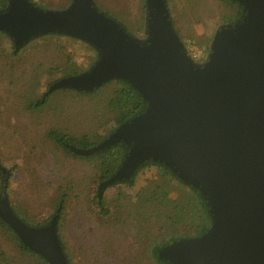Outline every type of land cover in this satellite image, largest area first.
<instances>
[{
    "label": "water",
    "instance_id": "water-1",
    "mask_svg": "<svg viewBox=\"0 0 264 264\" xmlns=\"http://www.w3.org/2000/svg\"><path fill=\"white\" fill-rule=\"evenodd\" d=\"M233 1L245 16L236 27L216 32L203 68L187 57L164 0H146V44L98 13L92 0H73L63 12L9 0L0 13V31L16 52L47 35L76 38L98 52L93 68L59 79L48 92H91L123 79L147 101L144 114L98 146L72 151L87 156L120 142L130 145L118 171L98 186V198L150 161L199 192L211 227L199 238L162 249L158 257L170 264H264V0ZM0 173V218L49 264H67L56 235L59 211L47 227H29L13 213L5 191L8 175L2 168Z\"/></svg>",
    "mask_w": 264,
    "mask_h": 264
},
{
    "label": "rangeland",
    "instance_id": "rangeland-1",
    "mask_svg": "<svg viewBox=\"0 0 264 264\" xmlns=\"http://www.w3.org/2000/svg\"><path fill=\"white\" fill-rule=\"evenodd\" d=\"M32 1L44 12H59L67 5L66 0ZM94 2L97 9L101 6L107 11H112L119 18V22H123L129 31H133L132 23L140 14V0H94ZM196 3L193 4L190 0L189 2L168 0L167 10L171 21L174 22L173 30L178 31L183 39L185 52L195 59H200L205 56L204 46L207 38L204 35L216 34L218 27L224 25L235 12L226 9L215 0H205L204 3L196 0ZM190 4H193L191 10H189ZM191 36H194L192 41ZM197 37H202L201 47L195 44ZM55 44L61 47L62 51H58ZM1 49L0 164L7 170L13 169L6 189L8 201L22 220L31 226H36L51 215L56 200L62 196L68 197L61 221V233L68 244L72 264H87V260L82 256L85 252L80 247L79 239L89 240V245L97 246L94 235L97 227L95 223H88L86 215L94 213L97 216L99 213L96 205L98 184L86 180L91 175L87 162L67 157L51 142L44 144L47 131L57 123L60 124V119H63V117L58 119L56 116L54 105L37 114L23 111L22 106L26 101L31 104L39 102L52 82L68 77L70 73V70L64 69L53 73H45V71L60 65L65 57H71V61L79 70L86 71L94 62L96 52L90 46L77 49L71 40L64 37L59 38L56 43L47 41L35 45L33 49L27 48L16 58L12 57L10 45L5 43ZM32 68L36 69L37 73L44 71L45 74H40V81L32 86L28 95L24 93L26 88L22 79H26ZM64 100L65 107L69 106L67 103L71 99L64 97ZM112 127V124L107 125L99 131L100 135H107ZM1 179L0 175V193ZM69 180L70 183L72 180H77L78 185L71 192H66ZM157 187H161L172 200L186 208L189 228L185 232L189 236L195 237L200 228L209 225L200 213L192 192L159 168L145 170L136 177L133 186L109 187L104 191L102 198L106 206L113 207L119 203V193L136 202L140 190L149 192ZM80 205H83V209ZM79 211H84L80 218L84 217L83 224L86 226V228L82 226L81 230L77 227L75 217ZM0 249L6 257L19 261V256L8 235L1 231ZM143 264H155L148 252L145 254Z\"/></svg>",
    "mask_w": 264,
    "mask_h": 264
},
{
    "label": "trees",
    "instance_id": "trees-1",
    "mask_svg": "<svg viewBox=\"0 0 264 264\" xmlns=\"http://www.w3.org/2000/svg\"><path fill=\"white\" fill-rule=\"evenodd\" d=\"M27 1L34 7L38 8L37 4L32 0ZM66 1V7L59 12L68 10L73 2V0ZM167 1L168 0H164L166 9ZM201 1L204 3L205 0ZM215 1L222 4L226 9L233 10L235 12L234 16L227 20L224 25L219 26L216 32L221 29L234 28L241 23L243 17L245 16L244 8L241 5L233 0ZM187 2H189V0H187ZM190 2L197 4L196 0H190ZM193 4H190L189 10L192 9ZM92 5L94 7L96 5L94 0H92ZM8 7L9 0H0V13L5 12ZM95 9L98 13L118 24L131 39L139 42L140 44L147 43L148 10L146 0H140V14L132 23V25H134L133 31H129L123 22H119V18L116 17L112 11H107L101 6H99L98 9L95 7ZM168 20L171 25L174 26V22L171 21L169 13ZM175 33L179 41L184 44L178 31L175 30ZM204 36L207 38V42L204 46L205 56L195 60L187 54V57L190 59L192 64L199 68H203V66L209 62L208 57L212 52V44L215 34ZM61 37L71 40L77 49L82 46H89L76 38L61 35H47L30 41L26 46L16 52L12 39H10L4 32L0 31L1 55V48L4 47L5 43L10 45L12 49V57L16 58L20 52L25 51L27 48L33 49L35 48V45L42 44L47 41H53L56 43V41H58ZM193 39L194 36H191L190 40L192 41ZM195 40V44L201 47L203 43L202 37H197ZM54 46L58 51H62V48L57 44ZM90 48L95 50L91 46ZM95 52L96 58L86 71L79 70L71 61V57H65L64 61H62L60 65L57 67L53 66L54 68L48 69L45 73L59 72L64 69L70 70L68 77H75L84 74L93 68L98 62L99 54L96 50ZM36 71V69L32 68L27 74L26 79H22L24 82L23 86L26 88L24 93H27L28 95L30 94L32 86L40 81L42 74H45L43 73L44 71H42V73H37ZM56 81L52 82L51 85H53ZM51 85L49 87H51ZM49 87L39 102L31 104L29 101H26V103L22 106V110L30 114H37L40 111L54 105L53 110L57 112L56 116L58 119L59 117H63V119H60V124L57 123V125H54L47 131V134L44 137L46 142L43 141L44 144L51 142L67 157L87 162L86 164H89L91 169V175L88 176L86 180L89 179V181L92 180L97 182L99 186L100 183L107 181L118 171L130 150V145L120 142L87 156L75 154L72 151V148L89 150L98 146L117 128L144 114L148 108L147 101L132 85L123 79H111L103 83L98 88L93 89L91 92L71 89H57L52 92H48ZM64 97H68L69 100L71 99L70 102L67 103L69 104L67 107L64 105V102H66ZM109 124L113 125L112 129L107 135L101 136L99 131L104 129ZM0 168L7 172V189L8 181L13 169L7 170L1 164ZM151 168H159L163 170L167 175H169V177L191 191L197 200L200 213L209 225L200 228L195 237L189 236L185 232V230L189 228L186 208L177 201L172 200L161 187H157L149 192L146 190H140L137 193L138 201L136 202L130 201L125 195L119 193V203L113 207L106 206L102 198L104 191L108 189L107 187L102 191L99 198L96 193V205L99 209L98 215L96 216L94 213L86 215L88 223H95V226L97 227L94 230V235L97 239V246L89 245V240L79 239L81 244L80 247L83 248L86 253H82V256H84L87 260V264H143L145 254L147 252L155 264H170L158 257V254L162 249L182 240L199 238L209 231L211 227V217L206 201L201 197L198 191L181 182L178 177L163 164L153 163L151 161L146 162L135 170L129 180L117 182L113 186H133L136 177L145 170H149ZM76 181L77 180H72V183H70V180L67 181V185L69 186L66 188V192H71L75 189L76 185H78ZM2 185L1 179V186ZM80 193H82V191ZM67 198L68 197L66 196H62L59 200H56L54 210L51 215L44 219L41 224L36 226H31L22 220L16 214L11 204H9L13 213L23 223L35 229L47 227L53 216L59 211L56 221V235L65 256L66 263L72 264L68 249L69 247L67 246L68 244L61 233V221L64 211L66 210ZM52 200L54 201L55 199ZM80 207L82 208L83 205H80ZM83 214L84 211H79L75 214L77 227L80 230L82 226L86 228L83 224L84 217L83 219L80 218ZM0 231L8 235L10 242L17 252L16 254L20 257H18L19 261H16L12 259V257H6L4 252L0 249V264H49L42 256L26 247L18 235L1 218Z\"/></svg>",
    "mask_w": 264,
    "mask_h": 264
},
{
    "label": "built area",
    "instance_id": "built-area-1",
    "mask_svg": "<svg viewBox=\"0 0 264 264\" xmlns=\"http://www.w3.org/2000/svg\"><path fill=\"white\" fill-rule=\"evenodd\" d=\"M195 59V58H194ZM195 60H198L197 58Z\"/></svg>",
    "mask_w": 264,
    "mask_h": 264
}]
</instances>
